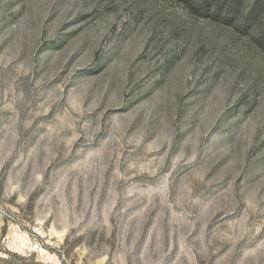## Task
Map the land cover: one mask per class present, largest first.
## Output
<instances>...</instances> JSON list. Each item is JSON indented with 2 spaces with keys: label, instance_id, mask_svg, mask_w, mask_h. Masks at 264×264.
I'll list each match as a JSON object with an SVG mask.
<instances>
[{
  "label": "rangeland",
  "instance_id": "1",
  "mask_svg": "<svg viewBox=\"0 0 264 264\" xmlns=\"http://www.w3.org/2000/svg\"><path fill=\"white\" fill-rule=\"evenodd\" d=\"M237 1L0 0V264H264V0Z\"/></svg>",
  "mask_w": 264,
  "mask_h": 264
},
{
  "label": "trees",
  "instance_id": "2",
  "mask_svg": "<svg viewBox=\"0 0 264 264\" xmlns=\"http://www.w3.org/2000/svg\"><path fill=\"white\" fill-rule=\"evenodd\" d=\"M210 1H212V0H203V4H205L206 2L211 3L213 6L210 5V8L214 9L215 12H217V13L225 14L227 16L231 15L234 11L236 13V9H237L236 6L238 4L237 0H223V2L227 3L224 7L223 6H219V4H217V2H218L217 0H213V2H210ZM260 1L261 0H254L250 10L249 9L247 10V14H249V13L251 14L253 12V9L255 10V8L260 3ZM219 2H221V1H219Z\"/></svg>",
  "mask_w": 264,
  "mask_h": 264
}]
</instances>
